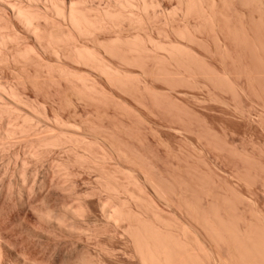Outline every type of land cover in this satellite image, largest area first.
Listing matches in <instances>:
<instances>
[{
	"label": "rangeland",
	"instance_id": "rangeland-1",
	"mask_svg": "<svg viewBox=\"0 0 264 264\" xmlns=\"http://www.w3.org/2000/svg\"><path fill=\"white\" fill-rule=\"evenodd\" d=\"M154 2L151 36L184 55L158 51L143 65L106 55L129 77L120 83L68 62L90 75L93 96L20 81L22 68L0 59V83L36 122L0 143V264H143L133 229L167 239L174 264H264V3L209 0L185 16L183 0ZM56 134L38 154L37 140ZM115 208L125 217L111 218Z\"/></svg>",
	"mask_w": 264,
	"mask_h": 264
},
{
	"label": "bare ground",
	"instance_id": "bare-ground-1",
	"mask_svg": "<svg viewBox=\"0 0 264 264\" xmlns=\"http://www.w3.org/2000/svg\"><path fill=\"white\" fill-rule=\"evenodd\" d=\"M40 1L0 0V59L3 62L11 61L22 68V73L17 74L20 81L28 80L34 83L44 79L55 83L61 80L70 85L77 95L93 96L98 91L90 75L73 71V68L71 70V67L67 65L68 62L88 67L111 83H120L129 77L113 66V63L111 64L107 60L106 55L132 65H143L145 60L158 51H164L171 60H176L184 55V49L180 47L182 45H174V43L164 45L163 42L160 43L157 41L158 39L151 36L150 29L155 16H157L155 15L157 12H155L156 2L154 0H107L108 4L104 8L95 7L92 4L93 0L71 2L45 0V6L40 5ZM259 1L264 3V0ZM259 1L257 0V2ZM208 3L209 0H183L182 5L186 6L184 15L194 12V10L203 13ZM262 9L264 11V8ZM8 11L11 15L8 14ZM13 19L30 37L22 35L24 32L17 29ZM125 27L135 31V35L126 39L117 35L106 43L99 39V34L103 32L120 34ZM141 31L144 33L142 34ZM28 38H32L34 44L31 42L29 44ZM43 54L50 55L55 59V62L46 61ZM29 67L34 68L33 75L27 74ZM18 69L20 68L18 67ZM67 93L70 92L67 91ZM4 97H7L11 103H3L1 100ZM20 100L21 97L14 88H7L0 83V121L4 117H8L10 120V128H0V143L14 138L16 135L25 137L33 128H36L34 117L28 114L21 115L20 111L18 112L17 105L20 104ZM12 103L15 104L12 105ZM61 139L56 134L49 139L37 140L38 154L40 148L47 149V147L58 145ZM108 214L113 219L125 217L120 208H115ZM60 220L62 221L61 218ZM132 231L143 264H174L172 263L173 247L167 239L161 238V240L156 237L157 234L146 229H143L142 232L137 229ZM75 264H95V262L83 259ZM181 264L183 263L181 262Z\"/></svg>",
	"mask_w": 264,
	"mask_h": 264
}]
</instances>
